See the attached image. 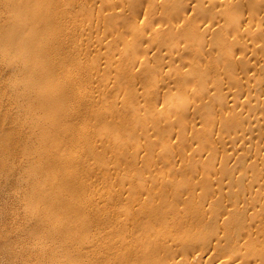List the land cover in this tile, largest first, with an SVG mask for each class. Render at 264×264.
Here are the masks:
<instances>
[{
    "label": "bare ground",
    "instance_id": "6f19581e",
    "mask_svg": "<svg viewBox=\"0 0 264 264\" xmlns=\"http://www.w3.org/2000/svg\"><path fill=\"white\" fill-rule=\"evenodd\" d=\"M7 6L26 15L25 24L20 22L14 28L26 26L32 31L26 64L35 65L40 90L36 99L42 100L32 126L48 141L43 147L58 150L55 140L61 136L74 147L70 157L58 153L43 157L62 165V182L73 197V201L60 197L51 204L78 216L77 229L83 233L77 242L81 247H70V254H65L63 247H11L8 258L16 264H30L33 258L54 250L52 264H69V260L80 264L86 256L88 264H264V0H14ZM104 6L110 8L111 15L106 28L101 18ZM103 16L106 18V13ZM126 16L135 20L130 22ZM67 18L74 26L75 38L86 40V50L94 52L97 61L104 58V64L97 62L95 68H102L104 74L105 70L116 72V87L123 88L128 102L148 107L142 118L151 117L148 105L163 98L169 123L160 129H168L166 133H173L175 141L170 135L165 139L156 133L163 138L161 143L155 140L160 143L155 148H160L161 158L168 159L176 150L179 155L184 153L182 164L173 160L176 152L172 154L179 167H173L174 172L168 171L155 186L150 175L136 185L130 176H123L131 185L123 187L125 195L111 198L90 178L82 177L81 172L91 177L97 168L89 164L86 172L82 154H96L98 147L113 146L129 164L143 161L152 173V168L158 169L159 159L153 164L155 156L147 160L139 156L146 148L142 144L124 140L113 145L118 139L106 144L111 128L134 135L123 122L108 121L98 134H91L92 128L89 133L86 127L93 126L89 118H94L95 106L89 99L81 101L77 92L71 94L72 85H64L59 93L45 89L53 81L52 74L63 77L68 66L64 63H75L73 58H77V51L63 33ZM120 20L124 27L118 24ZM116 56H121L118 64L113 62ZM17 70L26 74L23 66ZM138 75H143V82ZM146 78L155 92L147 81L148 86L144 84ZM71 79L74 86L80 84ZM137 80L148 89L140 92ZM168 82L174 84L169 90L165 86ZM163 86L167 89L161 94ZM195 89L196 98L188 92ZM28 98L34 99L31 95ZM180 100L186 104L181 105ZM76 101L81 103L77 111L71 104ZM129 107L140 113L133 104ZM191 113L202 114L204 120L197 116V121H204L201 126L197 121L189 122ZM23 138L32 140L27 134ZM156 143L148 145L154 148ZM187 146L191 151L184 150ZM196 153L203 156L207 169L194 167ZM168 160L167 164L175 165ZM74 162L78 171L68 173ZM177 178L185 185H179ZM23 187L27 192L26 182ZM118 200L125 201V206L116 212ZM103 208L107 209L103 227L89 233L102 224ZM45 220L37 219L36 227L29 230H39ZM84 234L92 247H84Z\"/></svg>",
    "mask_w": 264,
    "mask_h": 264
},
{
    "label": "rangeland",
    "instance_id": "374dc122",
    "mask_svg": "<svg viewBox=\"0 0 264 264\" xmlns=\"http://www.w3.org/2000/svg\"><path fill=\"white\" fill-rule=\"evenodd\" d=\"M13 1L14 0H0V264H16L12 259L10 260L8 258V250L11 247L17 249L20 247H63L64 253L70 254V247H81L77 242L80 241L79 238L81 237V234H83L77 229V225L79 224L78 216L70 213L66 214L63 211V207L54 209L51 204L54 200L60 197H65L70 201H73V197L71 189L62 182V165L53 159L46 160L43 157L46 155L49 156V154L53 153H58L63 157H70L74 147L66 144V141L63 140V136L55 140V143L60 147L58 150L55 146L43 147L48 141L41 136L39 129L32 126L31 120L39 115L37 107L42 104V100L36 99L40 95V90L38 86V74L34 70L35 65L26 64L31 50L30 40L32 31L26 26L21 27L19 30L14 28V25H18L20 22L25 24L26 15L19 8L7 6L8 3ZM115 9L118 10L119 8ZM109 10L110 8H107L106 6L102 8L101 18L104 20L105 28L109 26L111 21V15L108 14ZM105 13L106 18L103 16ZM187 14H190V12ZM126 18L130 22L135 20L128 18V16H126ZM67 19V29L65 23L63 33L64 36L71 41L70 44L74 47V51H77V58H73L75 63L69 64L70 61L64 63V65L68 64V66L64 71L63 77L52 74L53 81L45 89L50 90L51 93H59L64 85H72V88L70 89V91H72L71 94L77 92L81 101L82 99H89L90 103L95 106V116L94 118H89L90 121L93 119V126L91 127L90 123L86 127V130L89 133L92 128L91 134H96L99 129L104 127V123L108 121L114 124L123 122L128 131L135 132L134 135L130 136L129 133L124 135L122 132L115 131L111 128L108 130V137L110 140L106 144H111V140L115 139L118 140H116L113 145L124 140L131 141L135 144H142L146 148L144 152L142 151V153H139V156L142 154L141 157H145L143 158L145 160L150 159L148 157H151L152 159L155 156L153 158V164L158 162L157 159H159L157 165H160L159 167L156 165L158 169L152 168V173L146 163H141L143 161H139L138 165H136L135 161L134 163L130 162L129 164V162H127L120 154V151L113 146H111V148L98 147L96 154L90 152H84L82 154L83 159L86 161V172L89 171V164L93 166L96 164L97 167L94 175L91 177L84 176L83 172H81L82 177L84 179L90 178L92 183H95L94 185H97V187L101 189V193H105L111 198H118L120 195L126 194L123 187L130 186L131 183L126 181L124 177L130 176L132 184L136 185L138 182L147 179V175H150L148 177L150 178L151 183L155 186L157 182L166 176L168 171L174 172L173 167H179L180 164H176L174 161H181V158L183 157L180 158V156L184 153L181 152L179 155L180 152L177 150L174 151L176 152L175 158L178 159L173 158V161L172 157L174 155L172 156V154L174 152L170 153L171 156H169L171 158L169 157L168 159L170 160H168L167 156L166 158L160 157V150H158L160 148H155L157 147V144L160 145V140L163 138L161 136L156 137L157 134H161L165 139H168L169 137L175 138L173 133H170L169 131V134L166 133L168 130L167 128V130L164 129V131L160 129H163L166 126L168 127L167 124L166 126H164V124L169 123L164 115L167 107L163 105V98L161 97L162 100L160 99L158 102L156 101L152 103V105H148L152 108L153 113L151 117L146 115L142 118V113L145 112L146 114L148 109V107L142 103H132L140 109V113L135 110L130 111L131 106L129 107V105L132 104L131 102H128L129 100L126 98L123 88L117 89L116 87V72L114 71L115 73H113V70H111V72L105 70L104 74L102 68L99 71L95 68V65H98L97 62L104 64V58L98 57L99 59L97 61L94 52L92 53L86 50V40L75 38L73 34L74 26L71 25L69 18ZM142 20L143 18L141 17L138 22ZM118 24L124 27L123 20H120ZM120 57L121 56H116V58H113V62L118 64L121 61ZM77 62H81V64H77ZM22 66L26 70V74L17 70L18 67ZM71 77L76 79L75 81L80 84L74 86ZM138 77H141L140 80L143 82V75H138ZM165 80L167 81L168 79L165 78ZM141 81L137 82V88L140 92L143 91V89H148V85V87L155 92L151 87V83H148V79L144 81V84H146L147 81V86L142 83L146 88L142 87ZM170 84L168 82L165 86L168 85L167 87H172ZM167 87L163 88L164 91L161 89V94L165 92ZM170 87L167 90H169ZM42 92L41 88V93ZM188 92L195 98L198 95V90L196 89ZM28 95H31L35 100L29 99ZM124 97L126 99H124ZM133 100L134 98H132V101ZM179 103L181 105L186 104L182 100H180ZM71 104L75 111H77V108L81 105L79 101L72 102ZM216 104L218 105V103ZM190 105L193 106L192 102ZM215 108H217L215 110H218V106ZM46 113L57 115L56 112ZM191 114L187 116V118H191L189 122H195V124H197V122L200 123L199 121L203 118L202 114L199 113L200 117L202 116L199 121H197V116H199V114ZM217 114L218 112L216 113V118L219 117ZM193 116L196 117L195 120ZM162 117L164 120H162ZM179 123L182 124V122ZM201 123L197 126H201ZM177 124L176 127H179L180 125L177 126ZM68 129H70L72 133L71 128L68 127ZM144 129L145 131L143 133L142 131ZM50 130L52 131L53 129ZM34 131L35 134L33 135ZM191 133L192 131L190 129L188 135L191 136ZM24 134L31 135L32 140L23 138ZM166 135L170 136L167 138ZM6 137L8 138L6 139ZM215 137L217 138L216 135ZM174 138L172 139L173 142L175 141ZM149 143L150 145L152 144V146L156 143V146L152 148L148 145ZM193 144V146L197 145V141L194 140ZM145 145L150 147L148 152L147 150L149 148ZM181 145L183 144L181 143ZM189 148L192 149V147ZM189 148L187 146L184 150L186 149L187 151ZM151 149L153 152H151ZM190 149L188 151H191ZM145 153L147 156H145ZM186 153L190 154V152ZM196 156L194 159L191 158L192 161L195 159L198 161L194 167L196 166V168L200 167L202 169L203 167L201 166L208 165L206 162H202L201 158H203V156L200 157L199 153H196ZM73 159L75 160L76 158ZM160 159L162 161L161 163ZM166 159L168 160V163L172 160L173 162L170 164L175 165L170 166L166 163ZM185 162L191 164V160L189 159H186ZM163 163L166 164L164 165ZM135 166L138 167V173L134 170L136 169ZM207 168L204 166V169ZM139 169H142L143 171ZM77 171L78 167H76L74 162L68 173H76ZM113 171H115V173H113ZM23 172L25 173V176L23 175ZM139 172H141V175ZM27 173L30 177H27ZM105 174H110V178L108 175H106V177ZM34 175H37V177H34ZM103 176L106 178L105 181L101 180ZM176 181L181 186L185 185V182L181 181L180 178H177ZM25 182L28 188L27 192H23V185ZM142 195L145 196L146 194ZM82 201L85 202L86 198H82ZM124 206L125 201L118 200V203H116L114 208L116 212H118L121 211ZM106 210L107 209L105 208L101 210L100 215L102 217V224L94 227L89 233H92L95 229L99 230L103 227ZM45 217L46 220L40 225L39 230H29L36 227L37 219L42 220ZM63 228H66L65 232L62 231ZM83 237L86 239L83 243L84 247H92V245L89 246V243L87 242V234H84ZM52 251H48L47 254H42L41 257L33 258V260L30 261V264H52L54 259ZM87 255L91 256L92 252L88 251ZM68 262L69 264H72L73 260H69ZM80 264H88V257H84Z\"/></svg>",
    "mask_w": 264,
    "mask_h": 264
}]
</instances>
